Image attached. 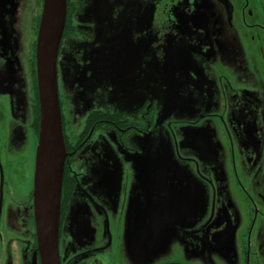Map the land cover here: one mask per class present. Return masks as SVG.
Listing matches in <instances>:
<instances>
[{
  "label": "flooded vegetation",
  "instance_id": "flooded-vegetation-1",
  "mask_svg": "<svg viewBox=\"0 0 264 264\" xmlns=\"http://www.w3.org/2000/svg\"><path fill=\"white\" fill-rule=\"evenodd\" d=\"M65 2L59 264H264V0ZM42 5L0 0V264H46Z\"/></svg>",
  "mask_w": 264,
  "mask_h": 264
},
{
  "label": "water",
  "instance_id": "water-1",
  "mask_svg": "<svg viewBox=\"0 0 264 264\" xmlns=\"http://www.w3.org/2000/svg\"><path fill=\"white\" fill-rule=\"evenodd\" d=\"M41 16L35 42V67L39 99V136L35 157L34 207L40 249L46 264H59L57 235L60 212L64 159L61 109L58 98L57 60L66 19L65 0H42ZM145 137L148 159L170 158L168 143L160 142L156 148L155 135ZM56 143L55 149L53 144ZM164 154L161 155V153ZM166 165V163H165ZM164 170V174L171 173Z\"/></svg>",
  "mask_w": 264,
  "mask_h": 264
},
{
  "label": "bare ground",
  "instance_id": "bare-ground-1",
  "mask_svg": "<svg viewBox=\"0 0 264 264\" xmlns=\"http://www.w3.org/2000/svg\"><path fill=\"white\" fill-rule=\"evenodd\" d=\"M55 147H56V143L53 144V149H55Z\"/></svg>",
  "mask_w": 264,
  "mask_h": 264
},
{
  "label": "rangeland",
  "instance_id": "rangeland-1",
  "mask_svg": "<svg viewBox=\"0 0 264 264\" xmlns=\"http://www.w3.org/2000/svg\"><path fill=\"white\" fill-rule=\"evenodd\" d=\"M10 15H11V13H10ZM12 16V15H11ZM58 72V71H57ZM58 84H59V86H60V80H58Z\"/></svg>",
  "mask_w": 264,
  "mask_h": 264
}]
</instances>
